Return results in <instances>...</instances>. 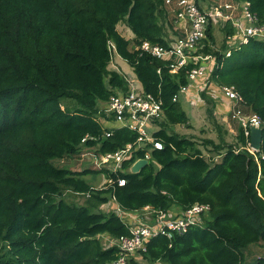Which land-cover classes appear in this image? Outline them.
<instances>
[{
  "label": "trees",
  "instance_id": "trees-1",
  "mask_svg": "<svg viewBox=\"0 0 264 264\" xmlns=\"http://www.w3.org/2000/svg\"><path fill=\"white\" fill-rule=\"evenodd\" d=\"M236 1H249L264 22V0ZM163 3L0 0V264H112L118 257V248H104L100 236H128L130 226L115 212L66 202L63 188L90 194L101 204L113 198L129 213L147 206L184 211L209 204L204 226L149 242L142 257L154 263L251 264L245 249L264 247V130L257 158L247 150L236 152L246 145L240 130L238 146L221 141L214 151L220 161L207 160L195 140L169 133L163 123L189 125L181 100L173 98L189 84L187 71L193 66L173 74L164 62L131 49L143 41L169 46L167 25L173 26ZM122 22L133 40L119 32ZM225 31L233 33L228 25ZM110 42L144 90L162 99L165 117L154 135L164 148L153 152V162L139 174L58 168L53 161L76 154L85 135L104 134L96 117L100 104L117 89H127L122 75L108 69ZM205 51L217 59L211 82L234 86L245 110L264 120V41L252 40L230 57L209 47ZM65 99L74 106L63 105ZM137 138L133 130L115 129L101 141V152H115ZM144 156L145 151L137 152L123 168ZM99 173L116 183L95 189L84 179ZM119 179L126 180L125 186ZM129 264L139 262L132 258ZM252 264H264V257Z\"/></svg>",
  "mask_w": 264,
  "mask_h": 264
},
{
  "label": "built area",
  "instance_id": "built-area-1",
  "mask_svg": "<svg viewBox=\"0 0 264 264\" xmlns=\"http://www.w3.org/2000/svg\"><path fill=\"white\" fill-rule=\"evenodd\" d=\"M163 6L174 30L179 34L178 37L170 42L168 47L143 41L132 46V50L139 52L140 56L148 55L164 62L173 74L189 65L193 66L187 71L189 84L181 87L179 93L173 98L174 102L190 94V88L197 80L211 76L217 59L213 53H206V47L230 57L233 51L240 50L252 40L264 41V22L251 10L249 1L207 0L198 4L195 0H164ZM227 25L233 29L232 34H226L229 49L220 51L213 45L215 41L213 31L216 26H221L225 31ZM209 32L212 34V41L209 39ZM109 46L112 56L118 55L115 44L110 42ZM161 71L160 68L158 74H161ZM122 76L127 89H117L116 95H112L106 103L100 104L98 109L96 117L105 130L104 134L85 135L78 147V152L65 157L62 159L63 162L77 157L80 162L87 165L81 171L88 169L111 174L125 171L131 173V168L138 161L146 160L149 165L153 162V152L163 150L164 143L154 135L158 131L155 127L165 117L162 99L147 93L135 74L133 76L122 74ZM137 83L141 86L139 87ZM221 91L231 101L233 109L230 111L231 119L239 122L246 138V145L236 148V152L243 149L256 157L258 151L252 147L250 128L264 130V120L257 114L245 110V101L234 86H221ZM123 128L138 133L136 142L127 144L115 152L102 153L101 141L110 138L115 129ZM142 151H145V156L138 158L125 170L124 162L130 161L133 155ZM115 183L112 177L107 180L109 186ZM117 183L119 186H125L126 180L119 179ZM82 195L91 197L90 194ZM118 210L124 214L137 213L126 212L120 206ZM142 211L148 214L143 216L137 225L130 226V235L114 239V246L119 252L112 264H129L132 258L142 256L147 252L149 242L157 236L172 240L175 236L185 235L192 227L202 226V218L210 215L211 207L209 204L196 203L178 213L156 210L150 206Z\"/></svg>",
  "mask_w": 264,
  "mask_h": 264
},
{
  "label": "rangeland",
  "instance_id": "rangeland-1",
  "mask_svg": "<svg viewBox=\"0 0 264 264\" xmlns=\"http://www.w3.org/2000/svg\"><path fill=\"white\" fill-rule=\"evenodd\" d=\"M168 19L170 18L167 17V20ZM118 30L122 36L129 40H133L134 34L128 28L126 23L122 22L119 24ZM167 32L169 34L168 39L170 42H172L179 35L174 28H170L168 25ZM213 34L215 40L213 41V45L217 50L223 51L229 49L226 33L221 26H216ZM214 50L215 49H211L213 52ZM113 57L114 58L108 68L109 70L117 71L121 75L128 74L133 76L135 74L132 66L119 55H114ZM205 80L207 81L204 82ZM137 85L139 87L141 86L139 83H137ZM203 94H206V98L208 97L209 100L216 102L219 108L222 104H228V107L231 106V101L224 96L221 91V86L211 82V76L204 79L201 78L190 88V94H186V96H182L181 98L182 107L190 118L189 125H170L167 124L165 120L163 123H165V128L169 133L195 140L199 148L203 151L205 158L210 160L214 156L213 153H215V145H219L221 141L238 146V134L242 129L237 120L231 119L230 113L221 114L217 108L206 102ZM66 104L74 106V103L70 101L66 102L65 99L63 100V105ZM229 109L230 111H233L231 107ZM159 129V125L155 127V130ZM215 161L218 162L220 159L218 158ZM53 163L58 168L69 169L77 172H81L82 168L87 167L86 163L80 162L77 157H72L65 162H63V160H54ZM84 179L95 189H103L107 186L108 176L103 173L90 174L85 176ZM63 197L66 202L79 206H86L92 212H103L106 214L115 212L129 226L137 225V222L142 219L143 216L148 214V212L143 211L132 215L124 214V212L118 210L119 206L113 198L107 204H101L92 197H87V195L76 193L67 188H63ZM170 211L174 212L176 209L174 208ZM209 217L210 215L202 218V226L205 225V222ZM108 237L111 238L107 234L100 236V240L104 248H110L115 244L114 239L111 238L108 240ZM244 254L246 262L251 264L256 263L259 257H264V247L251 245L245 249ZM137 260H139V264H155L154 262L144 259L142 256L137 257ZM156 264L168 263L160 262Z\"/></svg>",
  "mask_w": 264,
  "mask_h": 264
},
{
  "label": "water",
  "instance_id": "water-1",
  "mask_svg": "<svg viewBox=\"0 0 264 264\" xmlns=\"http://www.w3.org/2000/svg\"><path fill=\"white\" fill-rule=\"evenodd\" d=\"M250 137H251L252 147L256 151H260L262 149L263 130L259 128L251 127ZM147 165L148 162L146 160H140L131 168V173L139 174Z\"/></svg>",
  "mask_w": 264,
  "mask_h": 264
},
{
  "label": "crops",
  "instance_id": "crops-1",
  "mask_svg": "<svg viewBox=\"0 0 264 264\" xmlns=\"http://www.w3.org/2000/svg\"><path fill=\"white\" fill-rule=\"evenodd\" d=\"M127 39V38H126ZM197 89V88H196ZM195 89V90H196ZM231 106H229L228 107V104H222V106H220V108L219 107H217V110L218 111H220V113L222 114V113H230V108ZM213 155L215 156V153H213ZM220 159V157H218V156H215V160H217V159ZM176 213H178V212H180V210L179 209H176V211H175ZM111 238H109L108 237V240H110ZM139 261V260H138ZM157 263H160V262H157ZM156 264V263H155Z\"/></svg>",
  "mask_w": 264,
  "mask_h": 264
},
{
  "label": "clouds",
  "instance_id": "clouds-1",
  "mask_svg": "<svg viewBox=\"0 0 264 264\" xmlns=\"http://www.w3.org/2000/svg\"><path fill=\"white\" fill-rule=\"evenodd\" d=\"M119 206V205H118Z\"/></svg>",
  "mask_w": 264,
  "mask_h": 264
}]
</instances>
